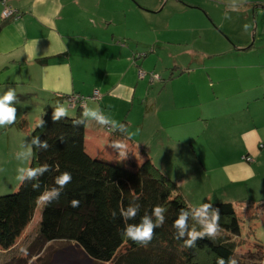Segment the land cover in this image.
<instances>
[{
    "label": "crops",
    "instance_id": "crops-1",
    "mask_svg": "<svg viewBox=\"0 0 264 264\" xmlns=\"http://www.w3.org/2000/svg\"><path fill=\"white\" fill-rule=\"evenodd\" d=\"M144 1L150 4L142 0H0V93L11 87L23 101L43 109L63 106L71 115L75 106L59 96L89 97L97 92L95 100L87 99L81 106L82 113L99 108L120 127L85 117V146L91 154L120 161L128 156L133 164L138 158L150 159L175 181L191 206L211 201L216 190H228L231 197L234 191L229 202L235 207L261 202L264 64L246 61L258 45L242 42L234 48L214 49V55L227 62L210 63L206 76L198 72L205 62L192 59L191 64H177L180 72L165 83L151 75L147 80L150 61L148 57L137 60L135 46H148L150 40L134 41V22L139 18V29L147 35L162 30L151 23L147 15L151 11L144 10L157 9L161 0ZM4 6L18 16L3 20ZM181 6L183 12L196 10L186 3ZM161 43L168 42L164 38ZM234 56L239 57L226 59ZM114 142L123 143L124 149L114 148ZM247 156L252 160L246 161ZM188 163L191 168L185 169ZM195 171L203 175L199 195L194 192L198 187L188 183ZM258 183L262 186L257 195Z\"/></svg>",
    "mask_w": 264,
    "mask_h": 264
},
{
    "label": "trees",
    "instance_id": "trees-1",
    "mask_svg": "<svg viewBox=\"0 0 264 264\" xmlns=\"http://www.w3.org/2000/svg\"><path fill=\"white\" fill-rule=\"evenodd\" d=\"M90 96L87 99H93ZM64 97L59 96L62 100H65ZM74 106L73 114L59 120L52 119L57 106L47 107L32 128L31 138L40 134V139L47 140L49 147L47 150H37L32 145L33 155L27 168L44 163L50 167L39 177L40 188L34 189L33 182L24 181L14 192L0 195L2 251L12 248L31 222L35 209L42 202L37 199L41 192L55 186L54 178L61 172L70 171L72 181L65 186L59 199L50 204L43 201L38 230V239L42 243L56 240L73 242L89 259L98 263L217 264V259L222 257L228 264L229 259L235 260L234 241L224 237V234L218 235V232L214 239L205 236L198 238L194 247H184L183 239L175 238L173 222L181 209L192 210L199 204L191 206L179 192L175 181L150 159L139 165H128L123 161L119 163L117 159H103L91 154L85 146V117L81 106ZM25 114L23 111L14 122L16 127H27ZM41 120L43 124L37 127ZM72 199L80 201L78 207L70 206ZM133 202H138L141 208L135 219L127 223H138L140 217L146 212L150 214L156 204L167 209L164 224L153 230L152 240L146 246L123 235L125 220L119 210ZM209 203L219 209L218 230L238 235L240 224L235 214L237 207L229 201ZM113 210L117 213L115 217L111 215ZM188 224L190 228L199 230L200 225L191 215ZM263 256L262 253L260 258L264 261ZM253 261L257 259L253 258Z\"/></svg>",
    "mask_w": 264,
    "mask_h": 264
},
{
    "label": "rangeland",
    "instance_id": "rangeland-1",
    "mask_svg": "<svg viewBox=\"0 0 264 264\" xmlns=\"http://www.w3.org/2000/svg\"><path fill=\"white\" fill-rule=\"evenodd\" d=\"M142 1L150 4V1ZM184 3L196 10L189 9L183 12L181 5ZM135 5L139 6L138 3ZM144 10L152 12L147 13L150 15L151 23L158 25V30L162 29L152 35H147V32L139 29V26L142 27L139 18L134 22V35H132L134 41L138 43L150 40L148 46H138L137 44L135 46V58L139 60L148 57L150 61L149 69H146L147 80L150 75L151 78L152 75H155L156 77L153 79L156 78L160 81L159 78H163L161 79L162 83H165L172 79H169L171 75L180 72L179 67H176L177 64H191L189 61L192 59L205 62L206 67L197 71L200 75L206 76L209 71L207 66L210 63L227 62L223 56L214 55V49L234 48L237 43L242 42H246L247 45L254 43L258 45V51L249 54L246 61L264 64V0H168V3L161 0L157 9ZM194 13L199 16L196 17ZM188 14L190 17L185 16ZM17 16V13L13 11L9 18L3 20ZM164 38L168 43H161ZM249 47L251 48V46ZM234 53L238 54L239 52ZM235 57L239 56L226 59L234 61ZM224 73H228V70H224ZM65 96L67 97V95ZM66 97H64L65 100ZM51 106L53 105L48 107ZM16 107L17 118L23 113L22 111L26 112L27 127L25 129L16 127L14 122L18 120L17 118L11 125L0 126V195L14 192L18 188L20 181L17 179V169L21 166L27 168L30 158L21 162L16 158L17 154L27 150L28 144L31 142L32 128L45 110L33 101L21 100L19 96L16 99ZM246 119H250V116H246ZM22 143H25L24 148H21ZM96 150H100V148L97 147ZM103 150H107V148ZM129 160L132 162V157L125 156V159H121L119 163L123 161L125 164L131 165ZM145 160L148 158H138L135 165H139ZM184 168H191V166L189 163L184 164ZM194 178L197 180H193ZM201 178L203 175L195 171L191 173L188 181L190 185L198 187V189H194L197 195L202 188L199 185ZM259 185L258 183L255 188L257 195L260 193L262 185V190H264V184ZM231 194L232 197L228 190H216L210 200L213 202L231 201L236 193L232 191ZM43 204V201L38 204L31 222L12 248L5 251L0 249V264H111L98 263L89 259L73 242L56 240L42 243L38 239V230ZM236 206L235 214L240 224L239 234H225L218 230V235L224 234V237L234 241L236 245L235 260L242 264H264L263 259L260 258L262 253L264 255V201L254 204L246 202L241 203V206ZM253 258L257 261L251 262Z\"/></svg>",
    "mask_w": 264,
    "mask_h": 264
},
{
    "label": "clouds",
    "instance_id": "clouds-1",
    "mask_svg": "<svg viewBox=\"0 0 264 264\" xmlns=\"http://www.w3.org/2000/svg\"><path fill=\"white\" fill-rule=\"evenodd\" d=\"M67 95V94H66ZM17 95L13 88H8L7 91L0 93V126L11 125L16 120L17 107H16ZM67 115V109L63 106H57L53 111V120H59L61 117ZM84 117L94 119L98 124L110 125L112 127H120L119 122L112 119L110 116L103 114L99 108H88L83 113ZM43 121L41 120L37 127L41 126ZM25 143H22L21 148H24ZM32 145L36 146L37 150H47L49 144L47 140H41L40 134L32 136L30 144L26 151H20L17 154V159L23 162V160L32 157ZM113 147L122 150L124 144L121 142H114ZM120 154L125 155L124 151ZM49 165L47 163L40 164L36 167L25 168L23 166L17 169V179L20 182L29 181L33 182L32 187L34 189L40 188L39 177L45 172L49 171ZM72 173L70 171H63L54 178V185L51 188L45 189L38 196L39 201H44L46 204L52 203L54 200H58L61 193L64 191L66 185L72 181ZM71 207H78L80 201L72 199L70 202ZM141 205L138 202L130 203L126 208H121L120 216L125 220V226L123 229V235L132 241L137 242L141 246H146L153 237V230L161 227L165 222V212L167 209L160 204H156L152 207L151 213L147 212L140 217L138 223H127L129 220L135 219L137 213L140 211ZM211 209V212H209ZM116 211L111 212L112 217L116 216ZM191 218L196 220L200 225L199 230L195 227H189L188 221ZM155 218V219H153ZM220 212L219 209L214 207L212 203L202 202L195 209H181L177 215V218L173 222V227L176 229L175 238L183 239L184 247H194L198 238H215L217 231L220 227ZM187 237L184 239V237ZM217 264H225L224 258L217 259ZM228 264H236V261L229 259Z\"/></svg>",
    "mask_w": 264,
    "mask_h": 264
},
{
    "label": "built area",
    "instance_id": "built-area-1",
    "mask_svg": "<svg viewBox=\"0 0 264 264\" xmlns=\"http://www.w3.org/2000/svg\"><path fill=\"white\" fill-rule=\"evenodd\" d=\"M13 13V10L8 7V6H4V8L1 11V17L3 19L9 18ZM140 75H144L143 72H140ZM152 77H156L155 75H152ZM91 98L96 99L97 98V92H94L91 96ZM87 99V97H85ZM83 96L79 95V94H69L67 95L66 99H67V103L70 106H74L75 104H78L80 106H83L85 104ZM246 161H251L252 158L247 156L245 157Z\"/></svg>",
    "mask_w": 264,
    "mask_h": 264
}]
</instances>
